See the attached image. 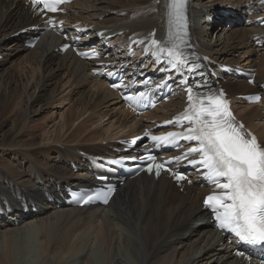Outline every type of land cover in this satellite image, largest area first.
I'll return each instance as SVG.
<instances>
[{
	"label": "bare ground",
	"instance_id": "obj_1",
	"mask_svg": "<svg viewBox=\"0 0 264 264\" xmlns=\"http://www.w3.org/2000/svg\"><path fill=\"white\" fill-rule=\"evenodd\" d=\"M86 1L80 0L66 9L80 3L87 4ZM104 1L105 7L89 16L92 20L110 11L117 14V7L113 8L115 5L130 10L127 17H113L102 22L95 19L91 23L71 13L60 18L70 23L81 22L82 27H93L89 33L91 41L84 42L83 46L92 44L100 51L108 52L113 48L112 44L105 43L109 36L125 42V47L130 44L129 37L131 41L141 39L148 43L150 35L155 32L154 38L164 42L172 31L174 21L169 15V0L92 2L96 4ZM262 2L264 0H185L184 19L188 24L186 38L189 39L192 52L219 63L254 68L255 82L264 87V49L256 50L251 43L254 37L264 43V27L260 29L257 24V28L253 29L236 23L240 21L239 18L249 14L250 20L262 17ZM92 7L86 6L84 9ZM221 10L228 14L221 13ZM186 13L193 17L198 15L202 25H205L203 29ZM204 17H213L209 21L211 27L207 26ZM41 22L35 12L25 7L20 0H0V57H3V61H0V82L5 89L11 84L7 79L14 73V67L4 68L10 56L30 50L25 47V41L40 36L33 55L23 57L19 62L31 66L35 74L31 87L26 82V88L17 97L23 105L24 120L28 116V105H36L42 95L47 97L39 110L54 103L56 92L53 86L58 84L55 81L54 85L51 80L62 76L61 73L67 76L71 88L77 92L94 82L96 92H89L88 96H80L74 101L75 115L70 116L69 121L74 118L79 120L86 115L83 122L88 120V124L95 123V126L100 127L105 119L117 114L108 107L119 106L120 116L112 120L106 131L103 130L104 135L97 136L98 129L94 128L96 131L92 137L98 138L99 142L82 152L91 157H113L115 149L120 147L115 142L118 138L112 137L114 127L125 128L130 132L123 139L132 138L140 135L143 128L155 125L146 123L147 120L168 119L170 114L167 111L183 106L182 98H177L146 119L136 121L107 87L105 79L99 80L92 74L91 69L94 68L90 64L69 52L62 55L57 51L64 42L51 32L41 33ZM217 24H233L232 29H225L229 30L224 34L225 42L228 43L226 46L220 47L215 41L206 44V40H203H208L210 30ZM36 26L39 30L32 29ZM64 29L67 34L73 33L67 23ZM10 35L17 36L10 46H5V38ZM243 54L250 56L245 60ZM111 56V62L128 65L129 71L138 67L136 61L127 60L125 55ZM147 65L144 64L139 70L140 75H149L148 68L151 67L145 68ZM225 88L230 97L252 92L245 84L230 80ZM260 103V106L264 105V97ZM9 104L10 109L15 108L14 98ZM237 115L256 133L264 146V112L248 107L238 111ZM22 134L24 131L20 130L13 136L17 139ZM15 139L6 142L4 136L0 135V264H244L232 255V245L227 246L226 241L213 231L206 213L201 209L202 197L208 191L199 189L197 184L184 187L180 193L165 177L154 181L141 175L119 188L107 207L65 208L60 205L67 198L66 190L90 187L93 180L89 165L80 155L83 150L72 145L41 148V141L35 142L36 137L26 142ZM4 225L8 228L2 227ZM97 225L100 230L95 237L91 236V231L84 233ZM113 226L118 233H113Z\"/></svg>",
	"mask_w": 264,
	"mask_h": 264
},
{
	"label": "snow or ice",
	"instance_id": "obj_2",
	"mask_svg": "<svg viewBox=\"0 0 264 264\" xmlns=\"http://www.w3.org/2000/svg\"><path fill=\"white\" fill-rule=\"evenodd\" d=\"M65 2L31 0L34 8L42 4L41 10L50 13L57 12ZM184 3L185 0H169V15L176 21V28L170 31L164 42L151 41L157 62L161 56H166L171 69L177 72L189 64L181 51L187 35L186 25L182 23ZM198 68L199 65L193 64L187 70L194 73ZM187 93L188 107L176 123L187 122L190 126L182 132H168L151 139L161 145H178L180 140L196 142V146L184 153V158L199 154V159L188 162L193 166L199 165L205 178L220 190L219 194H210L204 199V205L214 213L217 227L232 233L240 242L264 248V146L242 123L235 121L222 90L218 93L211 89L200 92L189 87ZM140 98H144L143 94ZM174 159L179 160L180 157ZM153 168L159 175L164 164H150L148 171ZM185 178L179 174L175 176L177 181ZM93 198L88 197L85 203Z\"/></svg>",
	"mask_w": 264,
	"mask_h": 264
},
{
	"label": "rangeland",
	"instance_id": "obj_3",
	"mask_svg": "<svg viewBox=\"0 0 264 264\" xmlns=\"http://www.w3.org/2000/svg\"><path fill=\"white\" fill-rule=\"evenodd\" d=\"M82 1L87 2L86 0H82ZM92 1L93 0H88L87 4H83V3L81 4L80 3L79 5H76L73 8L68 9V12L71 14L80 16L84 20H86L88 23H91V21H95V19H97L98 22H102L104 19L113 18V17L120 18V16H121V17L126 18L128 15V12L130 11L126 8L121 9L119 5H115L113 8L117 7L116 8V9H118L117 14L115 11H110V12H106L104 15H102L100 17L95 16V18L92 20L89 16L93 15V14L95 15L96 13H99L101 11L100 9H103L102 7H105V5H106L105 1H104V3L101 2V3H96V4H93ZM220 2H223V1H220ZM91 5H93L92 8L84 9V7L91 6ZM95 7H97V8L95 9ZM212 18H209V19L212 20ZM206 20L209 21L208 17L206 18ZM206 24H207V22H206ZM201 25H202V22L200 21L199 26L202 27V29H203V27L205 25H202V26ZM211 25H212V23L208 24L207 26L211 27ZM228 28L230 30V28H231L230 25H227V24L226 25H224V24L218 25L217 24L216 26H214L210 30V36L208 37V40H207V38H203V40H206V42H205L206 44H208L209 41H212V42L215 41V42H217L218 45H220V47H222L224 45L226 46L228 43L225 42L224 37L226 35L225 33L227 31H229V30L226 31L225 29H228ZM204 31H206V30H204ZM220 34H221V36H219ZM15 37H16L15 35H10V36L6 37L5 41H4L5 42L4 45L10 46V44L12 43V40ZM256 50L263 51V48L262 47H256ZM32 52H33V49L25 50L24 52L14 53L10 56V58L8 60L9 62L4 66L5 69L9 68L10 66L14 67V69H13L14 73H13L12 77L10 76L7 79L8 82L11 81V82H9L11 84L8 86V89H5L3 83L0 82V135L4 136V140L7 142V141L15 139L13 134L22 130V131H24V134L20 135L17 139H15L16 141L25 140V142H26L29 139H31V137H36L37 140L35 142L39 143L41 141V145H39L41 148H44V147H58V148H60V146L65 147L66 145H72V146H75V147L83 150L81 152L87 151V148H89L90 145H92L96 142H99L98 138L92 137L94 130L96 131V129H98L96 131V133H98V134H96L97 136L104 135L103 134L104 131H106V128L108 129L110 127L112 120H114L115 118L120 116L119 106L108 107V109L116 111L117 114L112 115L110 119H105L103 121V124L100 127H98L97 125L95 126V123L88 124L89 123L88 120L83 122L82 120L85 119L86 115H84V117H81L79 120H76L74 118V119L69 121L70 116H73V114L75 115L76 108H75V105H73V104H75L74 101L79 99L80 96H83V95L88 96L89 92H92V93L96 92L97 89H96V85H94V82H90L83 89H79L77 92L76 89L73 90L71 88V83L68 81L67 76H65V74L61 73L62 76L61 75L59 76L61 78L55 77L54 79L51 80L54 83V85L56 84V82L58 84L56 86H53V87H55V92H56L54 103L52 105L47 104L46 107H43L41 110H39L40 106L42 104H44V102L46 101V97H47L45 95H42L39 102L36 105H28V107L26 108L28 110V116L26 117V120H24L23 105L20 104V100H17V97H19L21 95L22 90H24L26 88L25 87L26 82H29V86L31 87V85L34 82L33 80H35V74H33V68L31 66L19 64V62L23 57L33 55ZM248 56H250V55L243 54L242 57H243V59L246 60L248 58ZM0 61L1 62L3 61L2 56L0 57ZM3 70H1V71H3ZM30 71L32 72V74ZM31 76L33 77L32 79L30 78ZM61 81H64L65 83L61 82ZM242 83L244 85V82H242ZM64 84L66 87L64 86ZM69 88L71 90H69ZM68 90L70 91V94H69ZM86 90H88V93ZM36 95H38V90H37ZM46 95H47V92H46ZM76 95H78L79 97ZM60 96H63V97H60ZM66 96H69V97H66ZM87 96H86V98H87ZM11 98H14V101L16 102L14 109H10L11 107H10L9 103H10ZM71 105H73V106H71ZM233 105H234V108L236 110V114L238 113V111L240 112L243 108H248V107H253V108L255 107L256 110L264 112V105L246 106L241 102H234ZM71 107H72V109H71ZM67 110H69V113H66V112H68ZM24 121H26V122H24ZM86 122H87V124H86ZM83 124L86 126H84V127L79 126V125L82 126ZM92 125H93V129H92ZM94 128H96V129H94ZM91 129L93 130V132H91L92 131ZM127 131L128 130H126L125 128L114 127V129H112V131H111L113 134L112 137L118 138L117 140H119L120 138H122L124 136H128V134L130 132L129 131L127 132ZM78 136H80V137H78ZM48 140L50 143L47 142ZM104 143H105V141L102 142L103 145H104ZM42 150H44V149H41V151ZM2 227L8 228V226H6V225H4ZM99 230H100V227L97 225V227H95V228L90 227L87 231H84V233L91 231L90 232L91 236L95 237V234ZM113 230H114L113 233L117 232L116 228L114 226H113ZM2 231H4V230H2ZM76 234H78V233H76ZM83 240H85V239H83ZM84 262H85V260H84Z\"/></svg>",
	"mask_w": 264,
	"mask_h": 264
}]
</instances>
